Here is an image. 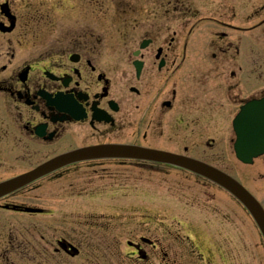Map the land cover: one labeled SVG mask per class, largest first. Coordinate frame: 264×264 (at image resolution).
I'll use <instances>...</instances> for the list:
<instances>
[{
	"label": "flooded vegetation",
	"instance_id": "af4514ba",
	"mask_svg": "<svg viewBox=\"0 0 264 264\" xmlns=\"http://www.w3.org/2000/svg\"><path fill=\"white\" fill-rule=\"evenodd\" d=\"M263 99L264 0H0V182L105 145L210 164L198 149L220 146L264 207V154L246 164L234 153L236 116ZM138 169L164 178L181 171L82 160L0 198V264H198L197 246L169 239L165 228H134L122 240L117 215L32 201L46 181H69V196L95 181L157 195L139 182ZM239 247L231 242L222 254L218 246L209 263L234 264Z\"/></svg>",
	"mask_w": 264,
	"mask_h": 264
},
{
	"label": "rangeland",
	"instance_id": "374dc122",
	"mask_svg": "<svg viewBox=\"0 0 264 264\" xmlns=\"http://www.w3.org/2000/svg\"><path fill=\"white\" fill-rule=\"evenodd\" d=\"M198 151L201 158L208 154L213 159V162L210 160L213 164L243 178V169L237 168L229 152L221 150L220 146L212 151ZM137 171L139 182L156 191L157 195H130L126 190L119 191L115 183L95 181L81 184L84 187L81 193L69 196L66 194L69 188L65 187L71 185L69 181H46L36 192L38 199L32 201L41 203L46 208H83L96 214L117 215L121 217L119 221L122 228L119 233L122 240L134 228L143 233L147 229L165 228L172 235L169 239H181L192 250L198 248V255H203L198 257V264H210L209 261L214 259V255H220L218 246L224 251L222 254H226L231 242L237 252V240L241 244L247 242L249 246L245 249L239 247V252L244 251L243 256L240 257L238 252L234 264H264L261 234L252 218L247 220V211L236 199L231 200L216 185L192 173L171 170L170 176L164 178L163 174L152 171ZM241 178L237 177L243 182ZM164 180H171V183H163ZM173 180L181 184L173 185ZM134 209L139 211L135 214L132 211ZM233 230L232 237L226 233ZM120 248L123 257L127 247L123 244ZM205 257L206 260H202ZM217 263L224 264L221 257Z\"/></svg>",
	"mask_w": 264,
	"mask_h": 264
},
{
	"label": "water",
	"instance_id": "95a60500",
	"mask_svg": "<svg viewBox=\"0 0 264 264\" xmlns=\"http://www.w3.org/2000/svg\"><path fill=\"white\" fill-rule=\"evenodd\" d=\"M238 122L239 139L236 145L238 157L244 162H251L254 157L264 153V108L262 110H253L252 107L246 109ZM249 117L248 119H244ZM245 121H242V120ZM135 155H118L121 157L142 158L161 162H169L184 168H187L199 175H202L211 181L219 184L224 189L233 194L244 206L251 212L264 236V210L252 195L235 179L227 174L202 162L192 159L177 157L174 155L154 152L140 151L134 152ZM69 163V158H62L50 164H47L35 172L24 175L10 181L0 184V196L14 191L22 186L29 184L36 178L46 175L61 166Z\"/></svg>",
	"mask_w": 264,
	"mask_h": 264
}]
</instances>
